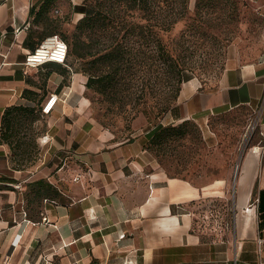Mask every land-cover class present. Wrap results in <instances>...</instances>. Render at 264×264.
<instances>
[{"label":"crops","instance_id":"1","mask_svg":"<svg viewBox=\"0 0 264 264\" xmlns=\"http://www.w3.org/2000/svg\"><path fill=\"white\" fill-rule=\"evenodd\" d=\"M55 1L0 3V117L9 105L37 108L57 95L42 115L33 165L15 169L0 142V264H264L260 151L243 154L232 182L196 185L165 174L146 148L158 126H203L240 106L263 103L264 131V56L228 62L210 87L186 77L166 112L117 139L89 115L81 73L68 80L60 64H23L29 45L50 32L45 22L57 19ZM68 2L78 20L83 0ZM39 179L55 197L35 195L29 184Z\"/></svg>","mask_w":264,"mask_h":264},{"label":"trees","instance_id":"2","mask_svg":"<svg viewBox=\"0 0 264 264\" xmlns=\"http://www.w3.org/2000/svg\"><path fill=\"white\" fill-rule=\"evenodd\" d=\"M83 4V14L69 35L56 32L54 20L45 22L50 25L47 35L58 33L65 41L66 60L71 56L80 61L84 85L100 96L103 113L123 118L126 127L139 114L153 120L169 109L188 77L183 73L194 69V55L201 48L200 54L209 57L211 52L204 48L220 41L214 31H224L236 22L239 10V0H195L192 10L188 0H83ZM43 7L36 16L43 13ZM179 22L183 28L175 31ZM228 33L221 39L227 40ZM45 36L29 45L30 51ZM43 114L41 106L29 104L4 108L0 142L8 147L15 169L36 160ZM187 123L194 122L158 126L146 148L150 152L164 148L170 139L186 133ZM29 186L43 200L55 197L56 190L47 181L35 180Z\"/></svg>","mask_w":264,"mask_h":264},{"label":"rangeland","instance_id":"3","mask_svg":"<svg viewBox=\"0 0 264 264\" xmlns=\"http://www.w3.org/2000/svg\"><path fill=\"white\" fill-rule=\"evenodd\" d=\"M194 2L195 0H188L190 10L193 9ZM69 6L68 0L55 1L52 13L57 18L54 24L56 32H66L68 35L72 32L77 20H73ZM183 24L179 22L175 31L183 28ZM214 32L220 36V41L216 45H207L204 48L211 52L209 57L205 52L200 54L202 50L200 48L193 57V71L183 73V76L197 78L205 87L215 84L228 62L253 61L264 56V0H239L236 22L228 24L224 31ZM227 32H229L227 40L221 39ZM47 70L49 69L43 68L40 72ZM64 70L68 72L65 75V79L68 80L71 71L76 70L82 74L80 61L71 56L67 57L65 66L60 65L57 68L60 73ZM82 75L85 81L86 76ZM83 94L89 101V115L117 139L129 137L134 127L140 124L143 126L154 120L139 114L126 127L123 118L103 113L104 103L98 94L86 87ZM256 111L258 108L240 106L210 118L203 126L187 123L186 133L182 137H173L164 148H154L151 153L158 167L168 176L182 177L196 185L213 179L228 178L232 182L243 154L252 146L264 143L258 128L251 133L248 131V125L255 117ZM39 124L42 127L44 120L40 121L38 126Z\"/></svg>","mask_w":264,"mask_h":264},{"label":"built area","instance_id":"4","mask_svg":"<svg viewBox=\"0 0 264 264\" xmlns=\"http://www.w3.org/2000/svg\"><path fill=\"white\" fill-rule=\"evenodd\" d=\"M67 55V44L57 34H50L45 36L33 50L27 52L23 58V64L25 66L36 67L45 62H57L65 64ZM57 100L56 94H50L47 100L41 105V112L47 114L50 112ZM263 109V103L258 108L255 117L250 121L248 125V131L251 133L256 130L260 123V115ZM259 134L264 138V131L259 129ZM255 151H260L262 156L264 155V143L261 145H254L251 147ZM45 217H42L44 220ZM13 242V241H12ZM15 243V242H13ZM5 264V263H1Z\"/></svg>","mask_w":264,"mask_h":264}]
</instances>
